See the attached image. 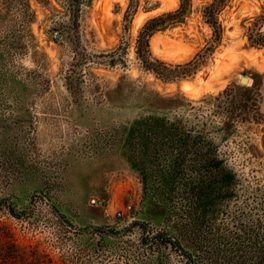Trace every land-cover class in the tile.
I'll list each match as a JSON object with an SVG mask.
<instances>
[{"label": "rangeland", "instance_id": "obj_1", "mask_svg": "<svg viewBox=\"0 0 264 264\" xmlns=\"http://www.w3.org/2000/svg\"><path fill=\"white\" fill-rule=\"evenodd\" d=\"M211 1L190 0L149 35L150 60H200L162 80L136 56L138 33L180 0H0V264H32L33 251L51 264H212L177 230L182 176L171 192L160 157L141 176L128 136L142 117L185 114L229 88L237 102L256 98L260 120L213 139L235 172L214 205L217 243L264 235V44L250 45L246 29L264 33V0H222L213 43L200 12Z\"/></svg>", "mask_w": 264, "mask_h": 264}, {"label": "trees", "instance_id": "obj_2", "mask_svg": "<svg viewBox=\"0 0 264 264\" xmlns=\"http://www.w3.org/2000/svg\"><path fill=\"white\" fill-rule=\"evenodd\" d=\"M190 0H180L172 11L161 12L144 22L138 33L135 54L142 67L162 80H173L186 75L200 62L199 59L183 64H175L173 68L165 62L152 58L147 50L149 35L167 24L180 21ZM222 0H212L200 9L203 22L211 29V42H216L221 36V25L217 14ZM127 7V12H132ZM247 41L250 45L264 44V33L251 23L247 28ZM211 46V45H210ZM209 48H207L208 50ZM187 67V69H184ZM180 69V70H178ZM203 109L207 111L203 115ZM256 98L249 96L237 102L232 90L224 89L214 96L203 99L202 104H188L185 114L167 116H145L136 121L128 136V150L131 153V163L141 176L153 168L155 160L164 159L172 184L177 176H182V194L187 205L184 209V223L177 228L184 232L191 243L203 245V259L212 264H264V235L250 232L246 235L234 233L229 246L217 243L223 237L215 221V203L231 193L229 187L235 177V172L224 164L218 154L215 137L227 135L244 120L259 121ZM197 118V121H191ZM200 120V121H199ZM218 123L217 126L213 123ZM157 166V164H156ZM176 188V187H175ZM184 225V228H182ZM176 230V228H175ZM161 240H166L164 233L158 232ZM175 249H179L191 261V253L184 249L177 239L168 240ZM32 264H51L40 259L37 252L26 257Z\"/></svg>", "mask_w": 264, "mask_h": 264}, {"label": "water", "instance_id": "obj_3", "mask_svg": "<svg viewBox=\"0 0 264 264\" xmlns=\"http://www.w3.org/2000/svg\"><path fill=\"white\" fill-rule=\"evenodd\" d=\"M239 81H240L241 83H245L246 78L242 76V77H240Z\"/></svg>", "mask_w": 264, "mask_h": 264}, {"label": "built area", "instance_id": "obj_4", "mask_svg": "<svg viewBox=\"0 0 264 264\" xmlns=\"http://www.w3.org/2000/svg\"><path fill=\"white\" fill-rule=\"evenodd\" d=\"M127 208H128V206H127ZM117 214L119 215V214H121V212L117 211Z\"/></svg>", "mask_w": 264, "mask_h": 264}]
</instances>
